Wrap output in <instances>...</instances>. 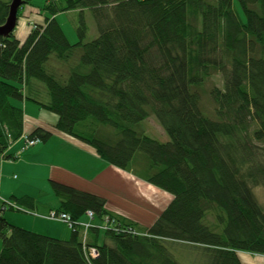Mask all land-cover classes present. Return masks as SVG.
Instances as JSON below:
<instances>
[{
    "label": "trees",
    "instance_id": "1",
    "mask_svg": "<svg viewBox=\"0 0 264 264\" xmlns=\"http://www.w3.org/2000/svg\"><path fill=\"white\" fill-rule=\"evenodd\" d=\"M12 1L0 0V27ZM87 10L99 36L85 42L82 18L79 42L70 44L56 17ZM43 11L49 16L24 42L16 29L0 37V167L23 136L30 102L57 116L55 132L111 166L130 171L145 154V180L173 199L141 228L111 212L106 198L51 181L58 213L79 223L92 211L97 225L86 241L80 226L64 241L10 225L5 210L0 264H181L173 250L204 264L264 256V208L253 192L264 189V0H47ZM215 74L223 86L209 92L211 115L203 92ZM151 117L169 142L139 129ZM54 131L37 128L29 137L47 143ZM12 199L34 211L33 198ZM107 219L113 230L98 227Z\"/></svg>",
    "mask_w": 264,
    "mask_h": 264
},
{
    "label": "crops",
    "instance_id": "2",
    "mask_svg": "<svg viewBox=\"0 0 264 264\" xmlns=\"http://www.w3.org/2000/svg\"><path fill=\"white\" fill-rule=\"evenodd\" d=\"M41 22L33 21V23ZM30 32L31 28L29 26V28L25 27V30H21L20 33L16 32V35L19 40L24 42ZM27 110L28 107H25L24 105V112L26 113ZM30 111L31 113L29 116L24 115L25 123L23 134L30 135V133L37 128L54 131L53 127L57 122L56 115L42 110L38 106ZM54 134L55 135L47 143H40L25 152L22 151L24 142L21 139L11 143L6 153L7 156L12 157L5 160L0 167L1 196L5 199L9 197H31L34 199V211L39 213L44 212V215L47 214V212L49 214L51 211L59 209V206L57 208H52L50 204L41 202L40 196H42L43 190H47L50 195L51 191H53L50 186L51 181H57L81 190L93 192L106 198L108 201L107 208L111 212L127 218L129 217L126 216L125 212L119 209L117 205L122 203L125 205V203L128 202L133 195L137 200H139V198L143 195L145 198L147 195H153V198L157 199L155 200V203H153L156 206H160L161 203L172 201V195L156 189L155 187V189H153L152 185L147 182H144L145 184H137L133 186L132 179L130 177L131 175H129L127 171L118 169L102 161L98 158L95 151L85 143L59 132L54 131ZM6 165H8L6 170H9L6 172V175L11 173L13 170L15 171L13 172V175L9 174V176L5 178L4 170ZM37 167L45 169H43L44 173L42 182L34 187L29 183L31 182L32 177H35L33 174ZM15 177L17 178L15 179ZM21 179L22 181L20 182ZM3 186L5 190L4 195L2 193ZM31 188L36 192L30 190ZM119 200H121L122 203L119 202ZM43 233L53 235V232H50L49 229L45 230ZM49 237L59 238L62 236ZM65 237L63 236L62 240ZM246 254L252 257L254 256L253 254ZM254 258L258 259L259 263H262L260 258L255 256ZM241 260L243 264H252L251 261L250 263H247L246 259L241 258Z\"/></svg>",
    "mask_w": 264,
    "mask_h": 264
},
{
    "label": "rangeland",
    "instance_id": "3",
    "mask_svg": "<svg viewBox=\"0 0 264 264\" xmlns=\"http://www.w3.org/2000/svg\"><path fill=\"white\" fill-rule=\"evenodd\" d=\"M47 0H32L30 5H23V10L21 11L22 14L21 18H18V23L16 27V32L20 33L21 30H25V27L32 29V26H34L33 21L36 22H41L42 20L45 19L46 16H49V14L45 11H43V8L46 4ZM208 2L215 3L216 0H207ZM235 9L237 10L239 17L241 18L242 21H245V16L244 13L238 4V2L235 1L234 3ZM82 18L85 21V24L88 28L87 31V37L85 39V42H90L98 38L99 32L97 28V23L96 20L92 14L91 11L87 10L84 12L83 16H81L80 11H70L66 13H61L57 15L56 19L58 23L61 25L68 41L70 44H76L79 42V34H78V29L81 26V20ZM32 22V23H31ZM44 22V21H42ZM41 22V23H42ZM31 23V24H30ZM223 86V79L221 75L215 74L213 77L206 83L204 87V92H203V105L206 107V109L210 112L211 115L214 113V103L212 102L209 92L211 89L214 87L222 88ZM25 107H28V110L26 111L25 115L29 116L31 113V109L37 107L33 103H26ZM30 109V110H29ZM52 114V113H51ZM54 115V114H53ZM139 129L143 132L146 133L147 136L161 142V143H167L170 141V138L166 131L162 128L160 123L158 122L156 117H151L144 121L143 123L140 124ZM149 160L147 156L143 153H138L135 156L134 162L132 164V168L130 171H127L129 175H131L132 183L133 186L137 184H145L144 182H147L145 180V176L148 175L147 169L149 168ZM8 165H6V168L4 170V177H8L9 174L13 175V170L11 173H8L6 175V172L9 170H6ZM11 168V166H10ZM9 168V169H10ZM45 168L42 167H37L34 170V174L31 179V182L29 183L31 186L39 185L42 180H43V173ZM145 175V176H144ZM20 176V175H19ZM22 179L20 180V182ZM48 183V181H47ZM148 183V182H147ZM149 184V183H148ZM50 185V183H49ZM51 186V185H50ZM52 187V186H51ZM153 189H159L155 186H153ZM155 187V188H154ZM43 189V188H42ZM30 190H33L32 188ZM52 190V188H51ZM161 190V189H159ZM4 186L2 188V193L4 195ZM163 191V190H162ZM33 192H36L33 190ZM165 192V191H164ZM254 195L259 202L261 206L264 208V189L262 187H256L253 189ZM6 193V192H5ZM167 193V192H166ZM171 195V194H170ZM2 201H10V204L14 209L12 210L11 208H8V210L5 212V219L7 222L15 227L22 228L25 230H34L32 232L45 235V236H62L59 237L61 240L63 236L65 237L63 240H69L71 237V230L56 221H47L45 217L48 215H44V212H37V211H29L25 209L23 206L17 204L16 201H14L12 198H7L5 199L3 196H1ZM155 200L153 198V195H143L139 200L131 197V199L128 200V202L125 203V205L121 202L122 204L117 205L119 209L123 210L125 212V215L128 216L129 218L133 219L135 222L139 223L141 228H148L150 225H152L157 218L160 216V214L169 206L170 202L166 203H161L160 206H156ZM40 201L46 204H50L53 207L57 208L59 206V200L57 197L54 195L53 191H51V194L43 190L42 196H40ZM20 209L21 211H18ZM37 213V214H36ZM124 217V216H123ZM209 221H213V218H209ZM50 232H53V235H47L45 230H48ZM64 234V235H62ZM88 237V233H87ZM57 238V239H59ZM173 254L176 257V259L181 262V264H204L202 261L194 255H187L183 251H174ZM241 258L246 259L247 263L252 264H258L259 260L255 259L254 256L247 255L246 253H241Z\"/></svg>",
    "mask_w": 264,
    "mask_h": 264
},
{
    "label": "built area",
    "instance_id": "4",
    "mask_svg": "<svg viewBox=\"0 0 264 264\" xmlns=\"http://www.w3.org/2000/svg\"><path fill=\"white\" fill-rule=\"evenodd\" d=\"M23 142H24V146L22 148V151L25 152L27 150H29L30 148L34 147L37 144H40V141L38 139H31L29 137V135L23 134V136L20 138ZM7 153H5L2 156V163L7 160L6 158ZM17 177H15L16 179ZM8 208H14L12 207V205L10 204V201H2L1 195H0V215L3 213V211H7ZM20 210V209H18ZM94 218L95 215L92 211H88L86 213V220L84 222H75L73 221L72 217L69 214L66 213H58L57 211H51L46 217L45 219L49 220V221H56L59 222L61 224H64L65 226H67L70 230H74V228L76 226H80L83 229V237H84V241L87 240V233L91 228L95 227L94 224ZM111 225H109V221L108 219L106 220L105 225L102 227V229L104 230H113V228H110ZM115 230V229H114ZM130 233V232H128ZM89 255L93 258H96L98 256V250L96 248H90L88 249ZM255 257L260 258V260L262 261V263L259 264H264V256L263 255H257L254 254Z\"/></svg>",
    "mask_w": 264,
    "mask_h": 264
},
{
    "label": "water",
    "instance_id": "5",
    "mask_svg": "<svg viewBox=\"0 0 264 264\" xmlns=\"http://www.w3.org/2000/svg\"><path fill=\"white\" fill-rule=\"evenodd\" d=\"M23 6V0H13L10 9V17L6 25L0 27V37L9 36L13 33L18 23V13L20 8Z\"/></svg>",
    "mask_w": 264,
    "mask_h": 264
},
{
    "label": "bare ground",
    "instance_id": "6",
    "mask_svg": "<svg viewBox=\"0 0 264 264\" xmlns=\"http://www.w3.org/2000/svg\"><path fill=\"white\" fill-rule=\"evenodd\" d=\"M37 145H39V144H37ZM37 145H35V146H37ZM34 146V147H35ZM33 148V147H32ZM64 225V224H63ZM95 225H97V224H95ZM104 225H99L98 227H100V229H102V227H103ZM77 227V226H76ZM76 227L74 228V229H76Z\"/></svg>",
    "mask_w": 264,
    "mask_h": 264
}]
</instances>
